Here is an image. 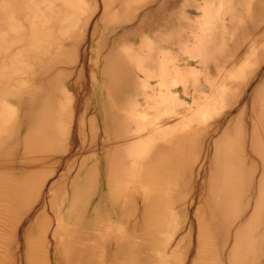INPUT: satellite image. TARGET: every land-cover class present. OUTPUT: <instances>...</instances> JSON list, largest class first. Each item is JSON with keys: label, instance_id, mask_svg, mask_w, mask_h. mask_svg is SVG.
Instances as JSON below:
<instances>
[{"label": "bare ground", "instance_id": "obj_1", "mask_svg": "<svg viewBox=\"0 0 264 264\" xmlns=\"http://www.w3.org/2000/svg\"><path fill=\"white\" fill-rule=\"evenodd\" d=\"M76 1L77 0H0V161L3 162L0 164V264H52V257L55 264H76L81 261L82 252H80L79 247L83 246V243L81 240L76 241V236L74 237L73 234H77L76 229L80 223L85 224L87 222V227L92 225V223L96 221L94 216H97V214L95 215L97 210L100 212H110V215L113 216H120L121 222L117 223V226L114 224L109 230L110 233L107 232L112 234L113 237L116 236L115 238H118L119 241L113 238L109 242L113 244L120 243L124 235H126V237L131 236L130 234L127 235V233L132 230L131 221L133 214L141 213V223L138 226V234L140 237L138 238L141 246L146 249L148 245L150 246L153 243V238L162 231L164 224L167 223L169 209L166 204L169 199H167V193L164 192L165 184L161 185L163 182L159 184V181L158 184L152 186L141 183V180H139L141 168L139 167H141L143 163L141 166L137 165V156H134L131 167L127 165V161L130 157L128 150L130 149L129 146L133 140V136L135 135L134 140L140 137L136 135L135 132H133V134H128V130L133 121L130 111L131 108L136 106L134 99L126 104L123 108V113L119 115L121 130L125 132L127 137L125 139L126 141L120 142V148L118 146V148H114L115 145L113 144L112 150L119 152L121 155L118 154L117 156H113L108 153L111 159L110 171L108 170L110 184H107L104 190L97 186V189L93 192L90 191L89 195H85V193L82 192V188L78 185L76 186L80 176L79 173L83 171L84 167L85 158L82 160L81 155H83L84 152L95 153L94 150L101 151V148H106L108 149L107 152H110L109 149L111 148V146L106 147L104 144L105 142L98 144V146L94 144V133L85 148L84 138L81 137L84 116L86 114H91L92 124L96 121L95 116L100 112V110H98L99 107L96 105L100 102L101 98L97 87L98 84L95 80L96 74L90 78L89 91L85 98L86 102L90 99L94 104L88 109L85 107V104H83L84 102H82L83 105L81 106L80 113L77 116L78 121L75 125L72 122L71 108L69 107L72 98H70V95L68 96L69 93L65 90L60 89L54 91L55 88L53 87V69L60 66V70H63L61 65L66 63L62 60L63 53L66 56L67 52L74 50L76 44L79 43L78 40L82 37L79 29L71 30L70 33H68V29L65 30L67 23L77 16L76 13L79 10V0ZM100 1L99 4H103L101 6L103 9L102 12L98 13V10L94 9V13L92 11L93 14H90L86 18V21L83 19L85 22L82 23V30H86L90 26L95 15L98 13L97 20L92 23L89 29L90 37L93 41L100 31L98 25L102 24V30L100 31L101 36L99 37L101 44L110 43L111 45H115L113 42L116 38H120L119 35L131 44V46H129L130 48H127V51L124 50L125 52L115 49V47L113 49L110 47L106 53L107 61H109V63L112 62L111 65L116 67V65L121 66L123 64V69L125 70L126 68L125 71L128 74V78L133 74L131 62H133V60H136V62L140 60L138 56L134 55L132 47L137 43H143L145 47L146 43L149 44L147 40L150 37H159V44L161 45H165L168 42L172 45L173 38L164 36L165 31L169 32L172 29L175 31V28L179 29L185 24L184 19L182 20L177 14L178 10L194 6V0L183 1L186 4H183L180 0H109L113 4L111 7L105 0ZM203 1L205 5L212 2V0ZM242 3L244 4V2ZM251 3L254 5L253 8H257V11H252L253 13H249V16L248 13H246L245 17L248 18L253 16L252 19L256 20V24L252 28H248L246 25L242 26L239 31L243 41L244 38L248 36L249 31L254 35V40L248 49H250L249 54L251 57H254L256 64L260 66L264 61V57L262 58L261 55V53H264V0H252ZM239 5L240 2H238L236 7ZM117 7L120 14L124 16L123 23L127 24L123 26V28H121L120 25L122 21L116 20L118 18V12H115ZM246 7H248V5ZM245 17L242 18L244 19ZM78 22L79 20L76 23L78 24ZM55 30L59 32L60 38L58 40L55 38L57 41L54 42L53 31ZM154 31H158L157 34H153ZM67 35H69V37L71 36L73 39L72 42L74 44L72 48H68L67 44L63 42V38L67 37ZM208 35L212 37L210 32ZM55 36H58L57 33H55ZM57 42L60 51H58L57 54L60 55V59L56 58L55 65H52L53 58L51 57V50L52 46ZM237 48L239 49V47ZM145 49L146 47L144 50ZM240 50L241 49H236L234 53L235 49L232 46L225 47V51L228 52L227 54H230L232 51V54L236 55V57L241 56L242 51ZM28 53L33 55V64L29 67H32V72L30 78L23 80L21 78L22 69L19 64H22L23 61H21V57ZM147 60L150 62L153 61L150 57L147 58ZM139 67L140 65H137V68L142 70ZM101 74L107 78L103 81V84L107 88H111L114 85L112 78L114 79V75L118 73L111 72L110 74L107 70V66L103 65L100 75ZM255 78L254 82L256 83L253 82L255 85L253 88L254 97L252 100H254L258 94L257 106L261 107V109L256 115L255 122H252L253 125L250 131L252 148L260 161V166H257L261 171L260 175L257 177V174L254 173L256 170L253 169L251 171L248 162L251 164L253 159L251 160L248 155L239 154V156H234L237 147L235 146V150L233 149L234 151H232L231 148L233 146L229 144L230 142H225V145L227 143L226 149L222 150L224 151V165H226L225 169H223L225 170L223 172L226 173V176L223 178H225L226 181L225 184L223 183L224 200H222V202L220 201L221 206H218L217 202V206L220 207V211H224L225 215L223 228L224 243L226 246L230 245L226 254L228 264H264V68L262 69V66L259 67V71ZM81 80L82 67L80 71L77 72L75 81L66 84L71 89L76 90ZM115 81L117 83L120 82V77L117 76ZM133 82L135 83L134 86H137L138 81L130 80L131 85ZM242 86L246 89L248 84ZM162 101H167L169 104L168 106H172V108H175L177 105V99L171 95L169 91L162 96ZM229 104L233 106L234 103L230 101ZM169 108L171 109V107ZM106 114H108L109 119L113 118V120H117L118 113L114 114L109 110ZM18 116L20 118H27L29 121V133L24 137L23 142L25 145L32 142L35 150L32 154L26 156L23 166H16L17 172L13 170L8 172L6 164H4L5 160H9V153L6 147L8 146V149L15 147L16 132L18 133V130H20L22 126L19 122L21 120H18ZM229 124L230 123H226V127L223 130L225 134H222V136L220 135L222 139H228V137L226 138V132ZM221 126L223 127L224 123H221ZM106 128L109 130L110 125H106ZM106 128L105 130L109 133ZM92 130H95L94 126L91 127V131ZM217 130L215 132H217ZM169 132H171V130H169ZM168 135L169 134H167V136ZM114 136L116 135L114 134ZM240 138L242 137L240 136ZM178 140L179 138L174 139L173 137L170 139L169 143H163L162 145V143L159 142L162 148H170L168 156L171 158L170 163L174 162V167L178 162V158L181 157V155L179 156V149L181 148H179L180 145ZM99 145H101V147ZM154 146L153 149H155ZM72 149H74L73 152L71 151ZM112 150L111 153H113ZM251 154L253 155L252 152ZM213 155L215 154L213 153L212 156ZM79 159L81 160L80 162ZM76 160L80 165L71 175L72 181L74 182L73 186L71 185V187H68L65 180L70 172L68 165L74 167V161ZM215 160L218 161L219 158ZM22 161L23 160H21V162ZM161 161H163V159ZM183 161L181 162L183 163ZM71 163L74 165H71ZM159 164L160 163H158V165ZM164 165L165 164H163V166ZM183 165L185 164L183 163ZM245 166H248L251 171V173L248 171L249 175L247 181L250 182L249 185L253 191V195L248 198L247 191L248 200L241 208L242 211L238 214L239 216H237L235 215L236 213H234L236 208L234 204H237L235 203L237 200L234 197L235 187L233 186V182L235 179V172L236 178H238L239 173ZM92 168L87 170V175ZM154 170L156 169L154 168ZM180 171H182V169ZM149 174L151 175L152 173ZM15 175L16 177H12ZM143 175L144 174L141 176ZM52 178L57 179L47 185L48 181ZM156 178L154 179L159 180ZM160 179L163 180L162 178ZM256 179L257 184L253 186L255 185ZM63 180L64 185L62 186L60 182ZM177 180L176 182H178ZM165 182H167V179ZM176 182L174 184H176ZM59 184L62 187V189H60L61 193L59 190L55 193V189L53 190V188L55 185L59 186ZM91 187L93 186L91 185ZM173 189H176L175 185ZM240 192L237 193L240 194ZM64 193L65 201H63L62 198ZM219 196L214 198L217 200V198L221 197ZM206 197L208 198V195ZM237 197L236 195V198ZM55 198L57 202L60 203L56 204ZM80 198H85L83 204ZM106 198L110 201L108 205L110 208H105L107 207ZM198 200H200V198H198L197 201ZM251 203L252 206H250ZM65 205H67V207L63 210V216L68 217L69 221L73 222L69 227L63 224V222H65L63 216L58 212L60 208H64ZM205 207H207V205ZM195 211H198L197 206ZM218 216L219 213L217 214V217ZM202 221L205 222V219ZM222 222L221 225L223 224ZM99 224V221L96 222L98 227ZM103 228L102 226L101 229ZM121 228H123V232ZM199 244L203 245L204 243L199 242ZM205 245H207V243ZM202 248L204 247L202 246L201 249ZM61 249L62 252H65L64 255L66 259L57 258L56 250L60 252ZM204 251L203 249L199 250L190 264H198L200 262L210 264L208 263L209 260L207 259L206 261L204 257ZM206 258H209V256ZM134 260L138 264L139 260Z\"/></svg>", "mask_w": 264, "mask_h": 264}, {"label": "rangeland", "instance_id": "obj_2", "mask_svg": "<svg viewBox=\"0 0 264 264\" xmlns=\"http://www.w3.org/2000/svg\"><path fill=\"white\" fill-rule=\"evenodd\" d=\"M107 1L105 0L111 7L113 5L112 2H110L111 0L109 2ZM183 1L185 2V0H180V2ZM251 1L252 0H212V2L205 5L203 0H194V6L178 10L177 14L182 20L184 19L185 24L179 29L175 28V31L172 29L164 33V36L173 38L172 45H170L169 42L165 45H161L159 44V37H150L147 40L149 44H145V50L143 43H137L132 47L134 55L138 56L140 60L138 62H136V60L131 62L133 74H131L130 78H128V74L125 71L126 68L125 70L123 69V64L121 66L116 65L115 67L111 65L112 62L109 63V61H107L106 53L110 47L112 49L115 47V49L127 51V48L131 46V44L124 40L121 35H119L120 38L114 40L113 43H115V45H111L110 43L101 44L99 37L101 36L100 31L102 30V24L98 25L100 31L93 41L90 37L89 29L92 23L97 20L98 13L102 12L103 9L101 6L103 4H99L101 2L100 0L78 1L79 10L76 13L77 16L67 23L65 30L68 29V33H70L71 30L79 29L82 37L78 40L79 43L76 44L74 50L67 52L66 56L63 53L62 60L66 62L61 65L63 70H60V66L53 69V87L55 88L54 91L60 89L65 90L69 93L68 96L70 95V98H72L69 107L71 108L72 122L75 125L78 121L77 116L80 113L81 106L85 104V107L89 109L94 104L90 99L86 102L85 98L89 91L90 78L96 74L95 80L97 81L98 91L101 96L100 102L96 105L99 107L98 110H100V112L95 116L96 121L92 124L91 114H86L84 116L81 137L84 138L85 148L90 142L93 133L95 138L94 144L98 146V144L105 142V146H111V148L109 149L110 152H107L108 149L106 148H101V151L94 150L95 153L84 152L83 155H81L82 160L85 158L84 167L83 171L79 173L80 176L76 186H80L82 192H84L85 195H89L90 191L93 192L97 189V186L104 190L106 185L110 184L108 172L111 167V159L108 153L113 156L120 154L112 150L114 145V148H120V142L124 141L127 137L125 132L121 130L119 115L123 113V108L126 104L134 99L136 106L131 108L130 111L133 121L128 130V134H133V132H135V134L140 137L134 140L135 135L133 136L134 141L132 140L129 146L130 149L128 150L130 157L127 161V165L131 167L134 156H137V165L141 166L143 163L142 166L139 167L141 168V173L139 174L141 183L152 186L158 184L159 181V184L162 182L161 185L165 184L164 192L168 195V198H166L169 200H167L166 206L169 212L167 223L164 224V228L153 238V243L150 246L148 245L146 249L141 246L138 238L140 237L138 234V226L141 223V213L132 215V230L127 233V235L130 234L131 236H127V238L126 235H124L120 243L113 244L109 243L113 238L116 241L119 240L115 238L116 236L113 237L112 234H109V230L114 224L117 226V223L121 222L120 216H113L110 215V212H100L97 210L95 213L97 216H94L96 221H94L92 225H89V227L86 225L87 222L85 224L80 223L76 229L77 234H73L74 237L76 236V241L81 240L83 243V246L79 247L80 252H82L81 261L76 264H137L134 259L139 260L138 264H190L197 252L202 249L205 250L204 257L206 261L207 259L209 260L208 263L228 264L226 254L230 245L226 246L224 243L223 228L225 215L224 211H220V207H218L221 206L220 201L222 202V200H224L223 183L225 184L226 180L223 177L226 176V173L223 172L225 171L223 169H225L226 165H224V151L222 150L226 149L227 143L230 142L229 144H232V151L237 147L235 154L232 152L234 156L245 154L248 155L251 160L253 159L251 164L248 162V166H250L251 171L253 169L257 171H253L257 174V177L261 173L260 169L257 168V166H260V161L252 148L250 129L253 125L252 122H255L256 115L261 109V107L257 106L258 94L254 100L252 99L254 97V83H256L254 82L256 79L255 77L259 71V67L262 66V69L264 68V61L258 66L255 58L251 57L249 54L250 49L248 48H250L254 40V35L251 31L248 32V36L244 38V41L239 31L242 26L246 25V27L252 28L256 24V20L252 19L253 16L248 18L245 17L246 13H248L249 16V13H253L252 11H257V8H253L254 5ZM184 2L183 4H186ZM238 2H240V5L236 7ZM242 2H244V4ZM247 5L248 7H246ZM94 9H97L98 13L95 15L90 26L86 30H82V23L86 21V18L90 14L92 15L94 13ZM115 12H118V18L116 20L122 21L120 25L121 28H123V26L127 25L123 23L124 16L120 14L118 7ZM242 17L245 18L243 19ZM78 20L79 22L77 24L76 22ZM157 32L158 31H154L153 34H157ZM209 32L212 34V37H209ZM55 33H57L58 36H55ZM55 38H57V40L60 38V34L56 30L53 31L54 42L57 41ZM72 41L73 39L71 36L69 37V35L63 38V42L67 44L68 48H72L74 44ZM226 46H232L235 49L234 53L236 49H241V56L236 57V55L232 54V51L230 54H227L228 52L225 51ZM237 47H239V49ZM58 51L59 46L57 42L52 46L51 50V57L53 58L52 65H55L56 58L60 59V55L57 54ZM261 55L263 58L264 53H261ZM149 57L153 59L152 62L147 60ZM21 61L22 64H19L22 69L21 78L27 80L31 77L32 67H29L33 64V55L28 53L21 57ZM103 65L107 66V70L110 74L111 72L119 74H115L114 77L116 78L119 76L120 82L117 83L115 78H112L114 85L111 88H107L103 84V81L107 79L102 74L100 75ZM137 65H140L139 68L142 70H139ZM81 67V83L78 84L76 90H73L67 84L75 81L76 74L80 71ZM130 80L138 81L137 86H134V82L131 85ZM246 84H248V87L245 89L242 85ZM168 91L177 99L176 109L172 108V106H168L169 104L167 101H162V96L167 94ZM230 101L234 103L233 106H230ZM82 102L84 103L82 104ZM169 107H171V109ZM109 110L114 114L118 113L117 120H113V118L109 119L108 114H106ZM18 120H21L19 122L22 126L20 127L21 129L18 130V133L16 132L15 147L9 149L8 146L6 147L9 153V160H5L4 164H6L8 172L12 170L17 172L16 166H23L26 156H29L35 150L32 142L26 145L23 142L24 137L29 133V121L27 118H20L19 116ZM221 123H224L223 127ZM226 123H230L226 132V138L228 137V139H222L221 136L225 134L223 130L226 127ZM92 125L95 130L91 131ZM106 125H110L109 130L106 128ZM104 126L109 133L105 130ZM169 130H171L172 133L169 132ZM216 130L217 132H215ZM114 134L116 136H114ZM167 134L169 135L167 136ZM240 136L242 138H240ZM173 137L174 139L179 138V148H181H178L179 156L181 155V157H183L178 158L175 167L173 166L174 162L170 163L171 158L168 156L170 148H162L163 143H169L170 139ZM159 142H161L162 145ZM225 142H227L226 145ZM99 146L101 147V145ZM153 146L155 149H153ZM111 150L113 153H111ZM218 150L222 154H220ZM71 151L73 152L74 149ZM213 153L215 155L212 156ZM218 158V161L215 160ZM162 159L163 161H161ZM21 160L23 161L21 162ZM77 160L74 161L75 165L71 163L74 167L68 165L70 169L68 170L70 172L65 179L68 187L74 184L71 175L80 165L79 162L81 160L79 159V162ZM181 161H183L185 165H183ZM1 163L3 162L0 161V164ZM158 163L161 165H158ZM163 164L166 166L164 165V167ZM248 166H245L246 169L243 168L240 173L238 172V178H236L235 172L233 186L235 187L234 197L237 200L235 201L237 204H234L236 207L234 213H236L235 215L237 216H239L238 214L242 211L241 208L245 202H247L248 198L253 195V191L249 185L250 182L247 181L249 172L251 173ZM90 168H92V170L89 171L87 175V170ZM154 168L156 170H154ZM179 169H182V171ZM148 171L152 174L150 175ZM142 174L144 175L141 176ZM146 174H149L151 177ZM147 176L149 181L147 180ZM12 177H16V175ZM153 177H159L156 178L159 180H155ZM56 179L57 178L50 179L47 185L51 184ZM166 179L167 182H165ZM257 179L253 186H256ZM176 180L178 182H176ZM175 182L177 185L174 184ZM60 184L63 186L64 180L61 181ZM60 184L59 186H54L53 190L55 189V193H57L56 191L58 190L61 193L60 189H62V187ZM91 185L93 187H91ZM174 185L176 186L175 190L173 189ZM237 192H240V194ZM207 195L210 199L206 197ZM236 195L238 197L240 195V197L236 198ZM216 196L220 198L216 200V198H214ZM62 198L63 201H65V193L62 195ZM198 198H200V200L197 201ZM84 200L85 198H80L82 204ZM105 200L107 201V207L105 208H110L108 206L110 201H108V198ZM57 203L60 202H57L56 199V204ZM206 205L207 207H205ZM196 206L198 207V211H195ZM250 206H252V203ZM66 207L67 205H65L64 208H60L58 211L62 216L63 210ZM218 213L219 216L217 217ZM63 219L65 221L63 224H66L68 227L72 225L73 222H70L68 217L63 216ZM204 219L205 222L202 221ZM98 221L100 223L99 227L96 225ZM221 222L223 223L222 225ZM102 226L104 227L103 229H101ZM121 231L123 232V228H121ZM199 242H203L204 244L200 245ZM206 243L207 245H205ZM202 246L205 249H201ZM56 252L58 259H66L64 255L65 252H62V249L60 252L58 250H56ZM207 255L209 258H206L208 257ZM52 264H55L53 257ZM198 264H204V262Z\"/></svg>", "mask_w": 264, "mask_h": 264}]
</instances>
